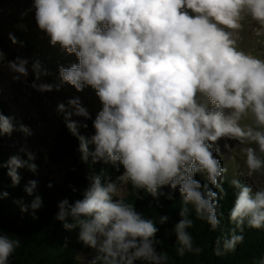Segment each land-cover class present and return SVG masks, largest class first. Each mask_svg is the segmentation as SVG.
Returning a JSON list of instances; mask_svg holds the SVG:
<instances>
[{"label":"clouds","instance_id":"clouds-1","mask_svg":"<svg viewBox=\"0 0 264 264\" xmlns=\"http://www.w3.org/2000/svg\"><path fill=\"white\" fill-rule=\"evenodd\" d=\"M30 12L51 46L78 63L61 65L60 83L50 84L39 60H8L0 48V74L7 70L13 82L42 94L64 85L79 93L91 88L102 105L95 118L79 96L56 107L89 171L83 190L69 185L82 198L59 202L55 219L67 231L78 229L79 242L94 253L87 264H170L156 238L157 224H167L169 217L146 218L125 192L136 200L145 193L174 200L179 192L181 219L173 232L181 257L204 251L189 231L195 220L221 231L216 256L234 253L246 228L264 231V186L242 183L236 175L228 179L217 143L223 140L228 152L239 150L245 169L239 176L264 177V59L238 46L248 18L257 25L255 34L264 35V0H32L22 17ZM9 39L21 43L11 33ZM89 120L94 133L82 134ZM16 130L13 119L0 112V138ZM18 130L25 137L35 134L24 124ZM20 151L27 159L13 155L0 162L12 187L21 182L19 170L39 172L37 155L27 147ZM96 165H102L99 171ZM105 166L124 171L113 180ZM226 182L234 201L225 232ZM37 187V180L24 187L33 197L30 204L15 201L34 218L43 205ZM8 195L0 191V200ZM21 246L18 235L0 226V264H12ZM252 264H264V256Z\"/></svg>","mask_w":264,"mask_h":264},{"label":"trees","instance_id":"trees-1","mask_svg":"<svg viewBox=\"0 0 264 264\" xmlns=\"http://www.w3.org/2000/svg\"><path fill=\"white\" fill-rule=\"evenodd\" d=\"M19 1H26L32 4V0H0V6L12 5ZM15 37L21 42L18 43L19 45H24V53H22L21 57L28 59L29 56H32L34 61L41 59L43 54L37 44L26 40L25 36L21 34L15 35ZM0 44L5 46L6 52L10 55L11 51L9 48H11L10 44L13 43L9 36L6 37L0 34ZM18 44H15V46ZM15 55L16 53H12V57H15ZM0 112L7 116V104L1 97ZM96 114L93 113L91 115L95 118ZM87 123L89 125L88 129H81V132L85 135H91L94 133L92 121L89 120ZM12 135L11 137L3 136L0 138V162L7 163L8 159L13 155H20L23 159H27L24 153L19 150L15 151L14 147H12ZM77 148L78 141L71 135L67 127L57 131L49 158L55 163L68 161L67 173L61 183H57L51 177H44L36 191V194L42 198L43 205L36 211L35 218L31 210L28 213H22L18 204L15 203V201L21 199L27 204L31 203L33 197L28 196L24 191L27 183L21 179L19 186L12 187L11 179L7 175V168L0 169V191L9 194L6 198L0 200V226L3 227L5 232L14 233L22 240V246L17 249L11 258L12 264H81L78 253L93 254L91 249L85 248L79 242L78 229L67 231L64 229L62 222L55 219L59 202L68 199L71 203L76 199L82 198L80 192L73 193L69 185L83 190L88 184L86 174L89 169L80 162ZM95 167L99 171L102 165H96ZM105 167H107V171L113 180L124 171L123 167L120 168V172H117L111 166ZM27 171L28 169H21L19 173L21 175ZM238 178L242 183L250 184L246 177L238 176ZM198 180L205 182V179L198 178ZM49 184L52 185L51 188L48 187ZM224 186L228 191V197L221 201L222 211L224 212V231L226 232L231 227L227 217L234 201V190L227 182ZM163 191L167 193L169 189L164 188ZM144 195L146 197L144 200H136L134 195H129L128 193L125 196L127 202H134L137 211L142 212L146 218H156L158 220L159 216L162 215L169 217L167 224H157L159 232L156 238L163 241V245L158 250L162 248L168 251L170 264H252L254 259L264 256V231L248 228L245 229L244 243L239 245L234 253L216 256L214 252L215 241L222 233L219 230L212 232L207 223L195 220L194 211L192 218L195 223L194 227L189 229V231L194 237L195 244L203 248L204 251L200 255L186 253L183 257L179 256L176 251L178 247L176 245V236L173 232L175 224L181 219L179 216L181 200L179 192L175 193L174 200H168L165 196H161L156 200L146 193Z\"/></svg>","mask_w":264,"mask_h":264},{"label":"rangeland","instance_id":"rangeland-1","mask_svg":"<svg viewBox=\"0 0 264 264\" xmlns=\"http://www.w3.org/2000/svg\"><path fill=\"white\" fill-rule=\"evenodd\" d=\"M31 6L32 4L26 1L0 6V34L6 37L10 33L13 35L21 34L25 36L26 40L37 44V47L43 54L39 61L50 73L49 76L43 78L44 81L50 84H58L60 83L59 67L61 65L68 67L72 63H78V60L74 55L67 54L60 46H51L50 38L46 33L39 30L34 12H30L22 17V13L26 12ZM242 23L243 29L240 32L239 48L245 52H250L258 58L264 59V35L258 36L255 34L254 29L257 25L250 18L244 20ZM10 45L11 54L9 55L6 52L5 46L0 44V48L6 54L7 59L15 60V57H21L22 53H24V45ZM12 53H16L15 57H12ZM28 60L30 64L34 62L32 56H29ZM33 79L34 77L30 75L28 83L30 84ZM0 89H2L0 97L7 104V116L13 119V123L17 128L12 135V147H14L15 151H20L21 148L27 147L29 151L35 153L38 157L35 163L39 167V172L33 174L28 170L21 174L22 179L25 183H28L29 180H37L38 187L41 185L44 177H51L57 183L63 182L68 169V161L55 163L49 158V153L54 146L55 134L59 129L66 127L64 118L56 112V107L61 102L66 103L69 98L79 96L83 105L91 114L98 113L102 105L95 91L88 88L83 93H79L74 87L64 85L60 91L54 90L51 93L42 94L27 87L22 81L20 83L13 82L11 74L7 70L0 74ZM20 124L30 127L35 134L31 137H25L18 130ZM217 143L221 150V161L229 169L227 178L231 179L234 175L238 177L239 173L245 170L243 157L239 154V150L228 152L224 149L223 140ZM195 178L205 179L202 175H197ZM248 180L250 184L255 181L257 185L264 186V177L254 176ZM126 194L127 192L123 195ZM92 255L94 253L80 252L78 253V258L81 264H87Z\"/></svg>","mask_w":264,"mask_h":264}]
</instances>
